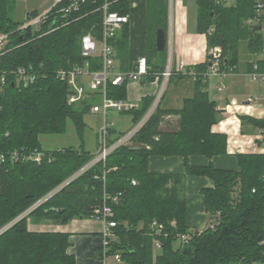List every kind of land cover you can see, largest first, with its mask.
I'll use <instances>...</instances> for the list:
<instances>
[{
    "label": "trees",
    "instance_id": "trees-1",
    "mask_svg": "<svg viewBox=\"0 0 264 264\" xmlns=\"http://www.w3.org/2000/svg\"><path fill=\"white\" fill-rule=\"evenodd\" d=\"M16 1L0 0V32H8L10 38L1 66L11 69L29 63L41 64L44 76L27 86L13 85L9 77L0 96V152L25 155L38 150L43 155L39 162L7 158L0 164V264H76L75 256L68 252L69 233L30 231L27 220L32 217L37 221L66 224L75 217L90 218L92 209L102 204L104 196H108L106 200L116 222L108 253H120L122 263L264 264V138L256 140L263 147L262 152L235 154L236 169L189 162L192 155L212 158L227 153L226 134L212 131V125L222 117L206 91L204 73L208 61L196 66L192 95L183 99L180 109L160 110L157 106L130 143L115 148L104 161L94 163L20 217L95 156L83 147V115L90 103L82 99L69 104V86L58 80L54 72L83 65L86 60L90 71L101 69L100 57L86 59L80 47L81 36L89 30L99 38L101 12L87 13L68 25L32 38L30 30H19L21 25L8 14ZM112 1L110 10L131 14L130 0ZM143 1L144 33L150 58L145 77L152 79L165 68V53L156 49L155 33L159 27L167 31L168 0ZM195 3L196 30L205 34L213 27L206 35L207 49L215 45L222 49L221 72L235 69L240 41L247 42L251 53L261 51L262 33L247 23L248 18L255 16L256 0H195ZM128 36L129 24H126L111 42L115 58L120 55L121 66L127 59ZM257 63L260 69L264 68V61ZM121 66L119 72L129 70L126 65ZM127 81L125 78L115 85L106 82V97L125 101ZM153 100L149 96L142 99L135 110L134 123ZM167 114L179 116V127L162 132L159 124ZM239 119L241 127L252 124L264 129V118L242 115ZM68 121L75 129L79 146L44 149L39 137L63 134ZM117 138L109 137L108 143ZM151 156H179L184 171H150ZM187 175L206 176L213 182L212 187L201 189L203 209L209 219L201 230L189 228L186 222ZM114 196L116 202L111 201ZM179 233H190L191 238L181 243L177 240ZM156 242L159 247H155Z\"/></svg>",
    "mask_w": 264,
    "mask_h": 264
},
{
    "label": "crops",
    "instance_id": "crops-1",
    "mask_svg": "<svg viewBox=\"0 0 264 264\" xmlns=\"http://www.w3.org/2000/svg\"><path fill=\"white\" fill-rule=\"evenodd\" d=\"M196 13L195 0H174L171 12L170 35L171 75L167 79L158 103L160 110H177L181 108L183 99L192 95L196 66L206 61V35L196 30ZM126 52L127 59L122 66L126 65L127 69L131 70L135 67L139 57H145L147 66H149L150 58L148 57L149 52L144 33V1L141 2L139 11L131 12ZM118 57L120 58L119 54L115 58L116 71H119L118 67L121 66ZM167 59L168 52L165 53V67ZM259 59H261L260 54L251 53V50L247 47V42L242 40L238 43V61L235 69L224 74L207 77L206 91L210 99L215 102V109L221 112L222 117L221 120L212 125V131L226 134L227 153L212 158L192 155L189 157L191 164L205 165L211 163L216 168L236 169L235 154L263 151V147L256 144V140L260 138L259 128L254 127L252 124H245L243 128L251 133L248 134L250 136L243 140L238 134L241 127L240 116H249L255 119L264 118V81H252L248 76L250 64ZM145 76L139 80L127 81L125 101L130 105V109H133L132 111L129 109H108L104 118L100 112L91 111L93 105L101 103V95L90 92L83 98V100L88 101V104L90 103L89 109L83 115L85 127L88 128L86 134L84 128L83 134V147L85 150L91 153L96 152L97 131L104 121L108 123L110 139L126 133L133 126L135 110L140 107L142 99L146 96L156 97L163 83L160 73H155L152 79H147ZM250 98L254 100L250 101ZM115 116L119 117V121L126 120V128L115 127ZM178 127L179 116L176 114L164 115L159 124V130L162 132L173 131ZM41 136L39 137L40 142ZM76 138L77 143L73 145L75 147L79 146L80 142L77 135ZM41 145L44 149H55L43 144V142H41ZM148 168L150 171H184L182 159L179 156H151L148 160ZM212 186V180L206 176H186V222L189 228L201 230L207 226L208 221L205 220L206 213L203 209L201 189ZM89 219L95 220L93 218ZM73 221L81 226L82 218H74ZM95 221L97 222L95 226H81L83 228L78 232L72 229L70 224L50 225L47 224L48 221H37L30 217L27 220V228L30 231L67 232L70 234L68 252L75 256L76 264H99L97 254L101 244L102 223L98 220Z\"/></svg>",
    "mask_w": 264,
    "mask_h": 264
},
{
    "label": "built area",
    "instance_id": "built-area-1",
    "mask_svg": "<svg viewBox=\"0 0 264 264\" xmlns=\"http://www.w3.org/2000/svg\"><path fill=\"white\" fill-rule=\"evenodd\" d=\"M171 0H168L170 3ZM221 1V0H220ZM114 1L112 0H51L50 5L40 14L32 15L29 13L30 20L19 27V30L26 31L30 30L32 38L37 36H43L48 34L59 27L68 25L70 22L75 21L87 13H93L96 11L101 12V21L99 24L100 34L97 39L92 30H89L83 34L80 38L81 55L84 58H91L93 56L100 57L101 69L98 71H90L89 61H85L83 65H74L69 68H59L54 72L55 77L66 82L69 86V92L67 101L69 104L76 103L82 100L88 93L98 91L101 95V103L99 105H93L91 107L92 112H100L103 117H106L108 109L126 110L130 108V105L126 101L112 100L105 95L106 82L110 81L112 84H119L125 78L128 80H139L147 74L148 66L145 57H139L136 65L127 72H119L115 70V50L111 42L118 36L122 31L123 27L129 24L131 14H120L117 11L110 10V6ZM132 9V2L130 0ZM28 17V18H29ZM247 23L250 25H258L262 33V48L259 52L261 59L264 61V0H256L255 4V16L248 18ZM166 31L167 42L166 48L168 52V64L165 70L160 73L163 78V83L158 91L153 102L141 117V119L133 124V126L126 132L118 136V138L112 143H108L109 138V127L107 122H103L97 131V150L94 153V158L77 171L74 175L68 178L59 187L52 190L36 203H34L28 210H26L20 217L26 215L53 193L59 190L60 187L68 183L71 179L80 175L83 171L89 168L96 162L104 161L106 156L113 151L115 148L130 143L131 138L135 133L143 126V124L151 116L155 108L158 106L159 100L163 93L167 79L171 75L170 66V54H171V21ZM213 30L210 26L205 35H209ZM10 43L9 33L0 32V96L3 94L5 86L8 82L9 77L12 78V84L16 86H27L37 81L40 77L44 76L42 65H35L32 63L26 65H18L11 69H6L1 66V57L6 53L8 45ZM222 49L219 45L212 46L206 50V61L209 62L207 71L204 76H212L218 74H224L219 70L220 59ZM258 60L251 63V69L248 72V76L252 81H264V68L260 69L257 63ZM181 69V66H180ZM87 78L88 80L86 81ZM85 80V82H84ZM254 100V99H249ZM259 139L264 138V129L259 130ZM43 153L38 150H34L30 154L19 155L16 151H13L9 155L0 152V164H2L7 158L17 161L22 160H33L39 162ZM134 184L135 182L132 181ZM104 196L102 204L95 206L92 209L91 217L102 223L101 244L97 254L99 264H122V258L120 253L109 254V244L114 237L113 228L116 226V222L112 219L113 210L110 204L107 203ZM112 202L117 201V197L111 198ZM19 217V218H20ZM171 225H174L172 222ZM161 229V225L158 226ZM191 238L190 233H179L177 240L181 243L186 242ZM155 247H159V243H155Z\"/></svg>",
    "mask_w": 264,
    "mask_h": 264
},
{
    "label": "rangeland",
    "instance_id": "rangeland-1",
    "mask_svg": "<svg viewBox=\"0 0 264 264\" xmlns=\"http://www.w3.org/2000/svg\"><path fill=\"white\" fill-rule=\"evenodd\" d=\"M50 1L51 0H18L10 6V8L8 10V14L14 22L18 23L19 25H23V24H26L30 20L29 13L34 12L36 15L40 14L43 11V9L46 8L51 3ZM142 1L143 0H131L132 6H133L132 7L133 12L139 11ZM173 2H174V0H171L170 3H168V15H167L168 24H167V28H168L169 23L172 19L171 18V12H172ZM166 52H167V48L164 50V53H166ZM169 58H171V54H170ZM164 70H165V68H164ZM85 79H86V81L88 80L87 78H85ZM115 119H116V122L114 123L115 127L120 128V129L126 128V124H127L126 120L124 121L123 119H121L123 121H119V117L117 118L116 116H115ZM87 130H88V128L85 127V134H86ZM248 132L249 131L245 130V128L240 127V133H238L240 135L239 137L243 140L247 139L250 136L248 134H251ZM40 139H41V142H43V144L49 146L50 148H61V147L70 146V145L73 146L77 143L76 133L74 131V128H73L71 121L67 122L66 131L63 134L42 135ZM189 201H190V199H189ZM75 218H77V217H75ZM205 220L208 221V223H209V219L207 216L205 217ZM47 224L55 225L57 223H53L51 221H48ZM66 224H70L72 229L79 232L81 230V228H83L81 226H91V225L95 226V224H97V222L95 220H91L89 218L84 217V218H82L81 226L78 225L77 222H74V221L72 222V219L69 222H67ZM57 225H60V224H57ZM61 225H64V224H61ZM122 264H128V263H122Z\"/></svg>",
    "mask_w": 264,
    "mask_h": 264
},
{
    "label": "water",
    "instance_id": "water-1",
    "mask_svg": "<svg viewBox=\"0 0 264 264\" xmlns=\"http://www.w3.org/2000/svg\"><path fill=\"white\" fill-rule=\"evenodd\" d=\"M255 30L259 29L258 25L253 27ZM167 35L166 31L159 27L155 33V46L158 51H164L166 49Z\"/></svg>",
    "mask_w": 264,
    "mask_h": 264
}]
</instances>
